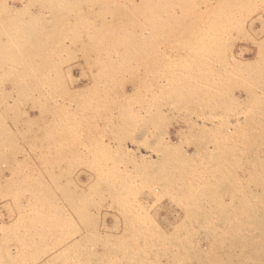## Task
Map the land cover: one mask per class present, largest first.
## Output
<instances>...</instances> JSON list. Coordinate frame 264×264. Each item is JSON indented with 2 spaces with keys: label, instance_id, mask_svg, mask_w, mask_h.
Here are the masks:
<instances>
[{
  "label": "rangeland",
  "instance_id": "1",
  "mask_svg": "<svg viewBox=\"0 0 264 264\" xmlns=\"http://www.w3.org/2000/svg\"><path fill=\"white\" fill-rule=\"evenodd\" d=\"M0 264H264V0H0Z\"/></svg>",
  "mask_w": 264,
  "mask_h": 264
},
{
  "label": "bare ground",
  "instance_id": "2",
  "mask_svg": "<svg viewBox=\"0 0 264 264\" xmlns=\"http://www.w3.org/2000/svg\"><path fill=\"white\" fill-rule=\"evenodd\" d=\"M233 220V219H232Z\"/></svg>",
  "mask_w": 264,
  "mask_h": 264
}]
</instances>
